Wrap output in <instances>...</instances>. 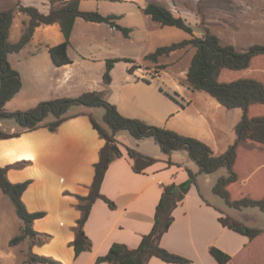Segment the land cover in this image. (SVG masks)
I'll use <instances>...</instances> for the list:
<instances>
[{
    "label": "rangeland",
    "instance_id": "rangeland-1",
    "mask_svg": "<svg viewBox=\"0 0 264 264\" xmlns=\"http://www.w3.org/2000/svg\"><path fill=\"white\" fill-rule=\"evenodd\" d=\"M19 1L24 5L36 6L45 13L51 7L49 0H0V10L16 7ZM151 1L164 4L176 16L184 18L193 26L196 36H203L208 29L218 35L222 43L233 44L238 49H245L254 43L264 44V0H80L81 10L118 16L116 23L129 28V34L126 35L108 23L89 22L79 17L75 21L68 47L72 63L63 67L55 64L49 51L50 46L63 40L59 25H41L36 29L33 39L21 51L10 53L8 56L12 67L20 73L22 88L6 103L5 108L8 111L28 109L40 101L76 97L85 91L97 90L102 91L105 99L115 104L121 113L123 110L126 113L133 111L146 115L145 110L152 103L164 113L174 109L168 116L159 120L161 124L155 125L179 132H182L180 129L189 127L187 114L195 115L199 120L200 114L208 118L214 113L221 129L216 130L213 138H208L207 141H211L213 147L220 153L225 152L236 141L235 127L243 116V109H228L221 105L217 108L218 101L214 97L205 91L192 90L186 85L185 78L195 48L189 47L161 57L158 64H167V67L159 71L157 63L146 59V55L158 47L191 38V34L185 30L174 26H162L145 14L142 8ZM27 20V15L15 11L10 31L11 41L19 40ZM114 58H131L134 62L117 61L111 72L112 83L106 86L103 82V73L107 60ZM133 65L134 71L130 73L128 70ZM239 77H254L264 83V55L256 56L247 69L224 71L221 80L230 81ZM82 110L91 111L103 127L107 126L103 120L104 107L73 105L68 114ZM262 114L264 104L252 105L249 108L250 116ZM127 116L144 119L139 116ZM52 119L53 116L50 115L45 121ZM0 126L9 131L20 130L11 119L1 120ZM11 127H15L16 130H12ZM206 128L209 129L208 125ZM194 132L199 133L200 128ZM116 137L119 142L127 145L138 140L127 130L119 131ZM202 137L207 135L202 134ZM143 139L145 141H138L142 147L138 144L132 146L138 151H146L155 158L157 155L159 157L165 155L153 137ZM249 144L250 142H242V147L247 149L246 147L251 146ZM257 149L260 150L256 153L257 158L261 160L264 158V148ZM172 153L175 158L185 157L184 161L190 167L200 168L186 149H178ZM204 173L200 171V175ZM195 174L196 182L199 181L205 195L214 199L220 207L235 214L238 220L249 226L264 227V211L258 207L243 208V214H247L245 218L213 192V186L218 178L228 175L226 167L203 175L205 177L198 178V174ZM206 178L209 181H206ZM2 192L0 188V248L4 249L9 239L21 232L22 220L10 198L2 195ZM47 237L43 235V238ZM29 243L20 244L27 259L31 255V241ZM254 256V264H264V244H259ZM21 264L27 263L21 261Z\"/></svg>",
    "mask_w": 264,
    "mask_h": 264
},
{
    "label": "trees",
    "instance_id": "trees-1",
    "mask_svg": "<svg viewBox=\"0 0 264 264\" xmlns=\"http://www.w3.org/2000/svg\"><path fill=\"white\" fill-rule=\"evenodd\" d=\"M50 10L45 13L33 5H24L20 1L16 7L0 10V121L3 119L13 120L20 130L9 131L0 126V139H8L20 136L24 132L46 127L50 131H57L60 125L74 115L68 114L73 105L87 107H104L103 127L93 115L91 122L100 136L105 139V145L100 150V157L95 164V176L90 186L88 195H77L78 209L81 217L74 227L76 236L73 241L76 256L83 251L91 250L92 240L86 235L84 226L90 215L93 204L97 199H102L111 208H116V203L102 194L101 186L110 164L122 156L120 143L116 134L121 130H127L134 138L143 139L153 137L160 146L163 153L171 155L178 149H186L191 159L200 167L201 172L212 173L221 167H226L227 176H221L213 186V192L222 197L229 207L241 210L246 207H258L264 211V196L255 198L245 195L241 198H233L228 186L238 181L236 171V159L238 147L241 142H250L264 146V114L249 115L252 105L264 104V83L254 77H239L230 81H222V73L226 70L241 71L250 67L256 56L264 55V44L254 43L245 49H238L233 44L222 43L220 37L208 29L203 36H196L191 24L181 16H176L170 8L164 4L151 1L142 8L154 21L162 26H174L191 34V38L174 42L169 46L158 47L154 52L146 55V59L157 63L163 56L187 49L195 48L185 82L192 90L205 91L214 97L222 106L228 109L242 108L243 116L235 127L236 141L223 153L217 154L205 141L194 136L179 133L173 129L151 124L141 118L129 117L122 114L118 107L105 99L102 91H85L76 97H58L50 100L40 101L28 109L8 111L5 105L22 88L20 73L12 67L8 56L10 53L21 51L33 38L37 27L41 25L58 24L63 35V40L49 47L51 57L55 64L64 66L72 63L68 55L71 34L77 18L85 21L108 23L112 27L122 30L126 35L130 29L119 26L116 23L118 16L115 14L104 15L98 11H84L80 9V0H49ZM28 16L24 30L19 40H10V31L15 17V11ZM124 60L134 62L131 58L108 59L103 82L109 86L112 82V69L114 64ZM167 67V64H158V71ZM135 65L128 71L132 73ZM53 119L45 121L48 116ZM129 156L133 159L132 168L137 173H143L147 167L157 162L155 157L141 153L140 151L127 147ZM168 163H173L169 158ZM26 161L17 162L6 166H0V188L10 198L15 206L16 212L22 220L21 232L10 240V245H17L23 241L33 238L38 234L33 228L34 221L46 215L45 211L28 210L22 195L28 188L32 179L14 183L8 178V170L12 167H21ZM188 178L182 183L171 182L162 184V193L156 206L155 221L149 233L142 236L137 247H130L125 243H113L108 252L96 258L97 263L107 262L109 264H147L152 257L160 258L168 263L189 264L191 260L185 256L173 253L161 245L164 233L170 228L174 215L173 211L184 199L192 185L196 184V174L189 168ZM180 188V192L177 189ZM220 222L237 232L256 240L263 236L264 229L249 226L230 215H221ZM259 244H264V239H259L256 244L255 254ZM213 257L220 264H229L232 256L218 247L210 249ZM253 256L249 261L237 259L234 264H254ZM28 264L35 262L56 261L31 254L27 259ZM264 262V258H263Z\"/></svg>",
    "mask_w": 264,
    "mask_h": 264
},
{
    "label": "crops",
    "instance_id": "crops-1",
    "mask_svg": "<svg viewBox=\"0 0 264 264\" xmlns=\"http://www.w3.org/2000/svg\"><path fill=\"white\" fill-rule=\"evenodd\" d=\"M219 105L221 104L218 102L217 108H220ZM171 110L174 109L164 113L152 103L145 110L146 115L133 111L122 112L150 120L148 122H152L151 124H161L159 120L168 116ZM71 115L74 116L64 121L57 131L41 127L17 137L0 139V166L26 161L24 166L10 168L8 178L14 183L32 179L22 198L29 211L46 212L44 217L34 221L33 228L38 232L37 235L17 245H10L11 238L6 248H0V264H21V261L28 264L27 255L20 244L29 245V241L31 254L50 258L57 264H109L97 263L96 258L106 254L115 242L137 247L142 236L152 229L162 184L184 182L188 178L187 168L197 173L198 178L208 175H200V168L190 167L185 163V157L175 158L173 153L170 156L165 153L160 157L157 155V162L147 167L143 173H137L132 168L133 159L129 156L127 147L134 148L133 144L139 145L138 141L145 139H139L131 145L119 142L122 156L110 164L101 186L102 194L113 200L116 208H111L102 199L95 201L84 226L93 247L76 256L73 245L76 236L74 227L82 214L77 207V195H88L95 176V164L106 141L94 128L90 119V115H93L91 111L82 110ZM200 116L198 120L195 115L187 114L188 129L177 132L205 141L215 153L220 154L213 143L207 141L208 138H213L216 130L221 129L216 115L213 113L208 118L202 114ZM197 128H200L199 133L194 132ZM11 129L16 130L15 127ZM202 134L207 137H202ZM249 145L251 146L244 149L241 142L238 147L235 168L239 179L228 186L235 198L245 195L255 198L264 196V158L259 160L256 155L260 151L257 148L264 146L252 143ZM139 151L148 155L146 151ZM169 158L173 163H168ZM206 181H209L208 178ZM236 210L241 216L247 215L243 214V209ZM173 215L174 220L162 236L161 245L173 253L189 258V264H220L210 252L213 246L232 256L229 264H234L237 259L249 261L255 255L257 241L264 239L263 234L256 240H250L248 236L224 226L219 217L230 215L236 218L235 214L223 209L214 199L205 195L199 181L192 185L174 209ZM44 234L48 237L43 238ZM147 264L178 263H168L152 257Z\"/></svg>",
    "mask_w": 264,
    "mask_h": 264
},
{
    "label": "water",
    "instance_id": "water-1",
    "mask_svg": "<svg viewBox=\"0 0 264 264\" xmlns=\"http://www.w3.org/2000/svg\"><path fill=\"white\" fill-rule=\"evenodd\" d=\"M177 192H178V193L180 192V188L177 189Z\"/></svg>",
    "mask_w": 264,
    "mask_h": 264
}]
</instances>
